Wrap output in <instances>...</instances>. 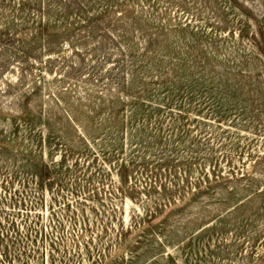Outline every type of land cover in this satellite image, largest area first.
<instances>
[{
    "label": "rangeland",
    "instance_id": "374dc122",
    "mask_svg": "<svg viewBox=\"0 0 264 264\" xmlns=\"http://www.w3.org/2000/svg\"><path fill=\"white\" fill-rule=\"evenodd\" d=\"M0 264H264V0H0Z\"/></svg>",
    "mask_w": 264,
    "mask_h": 264
}]
</instances>
